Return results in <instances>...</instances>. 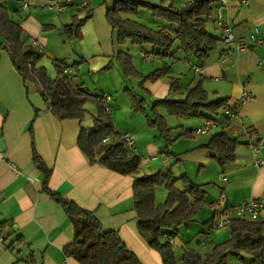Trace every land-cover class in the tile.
Wrapping results in <instances>:
<instances>
[{
    "label": "crops",
    "instance_id": "0c3cea01",
    "mask_svg": "<svg viewBox=\"0 0 264 264\" xmlns=\"http://www.w3.org/2000/svg\"><path fill=\"white\" fill-rule=\"evenodd\" d=\"M53 1L5 0L4 4L12 20L22 26L25 42L44 52L38 66L46 68L49 77L56 78L53 60H59L68 66V73L75 74L76 83L83 89L97 95L112 96L109 105L113 123L120 135L129 133L134 136L135 154L141 158L140 172L136 175L122 174L93 163L79 147L78 140L82 128L87 132L92 130L97 106L87 104L88 111L82 121L59 119L52 113L38 85L30 81L25 84L9 54L1 50L0 233L4 241L0 246V264H80L65 253V247L76 235V228L65 208L44 190L46 170L50 172L47 181L50 189L94 212L105 229L120 234L143 264L164 263L160 252L151 247L139 232L133 188L135 178L169 169L174 178L187 175L206 191L205 205L193 223L180 228L174 237L173 249L180 264L186 249H196L202 254L210 252L213 243L230 238V229L228 226L214 228L207 235L202 233V224L211 218L218 221L221 211L264 197V44L250 46L223 60L221 55L226 44L220 40L209 58L200 62L187 56L178 48L176 41L173 56L147 59L144 52L157 51L152 46H137L131 41L125 44L117 42L107 19L106 0H86L93 8V14L83 23L79 39H69L63 26L71 23L73 16L82 9L84 0H62L67 8L61 10L57 5H46ZM185 1L177 2L185 5ZM25 3L29 4L26 8ZM214 5V13L207 23L211 34L221 38L223 23L227 22L240 38L248 40L258 29L264 39V0H249L246 6L233 0L223 9L221 21L217 1ZM153 22V28L168 26L160 18ZM3 42L4 37L0 33V46ZM119 51H129L136 69L143 74L160 69L164 62L171 66V70L142 86L139 82V86L137 82L131 85L129 80L133 78L124 76L116 57ZM188 62L200 66L201 71L195 72ZM76 63H79L77 68L74 67ZM109 63L111 69H104ZM173 78L180 79L181 91L171 94L172 99H183L190 88L202 81L209 102L227 98L229 106L237 108L238 115L227 125L231 136L239 140L232 163L220 166L213 153L203 147L209 141L210 133L199 135L195 129L204 123L206 117H177L176 120L171 114L165 115L159 110L167 121L176 124H169L174 128V141L168 151L158 131L148 125L146 117L134 112L126 89L136 92L150 105L169 95ZM245 93L251 97L244 102L242 97ZM223 129L220 127L213 131L216 133ZM190 130L192 132L188 136H180ZM259 143L256 153L253 147ZM168 152L174 155H167ZM158 156L163 157V162L155 165L153 161H157ZM36 158L45 164L46 170L38 166ZM11 164H16L17 169ZM157 167L159 169L150 171ZM221 175L227 177V181L224 182ZM177 184L181 186L179 182ZM163 193V190L156 191L157 204L162 203ZM223 195L226 202L217 211L214 202ZM260 220L264 222V209ZM190 226L196 227L197 233L191 235L188 230L181 236L182 228ZM197 234L200 238H196ZM194 242L198 247L193 246ZM210 244L209 251H200V246ZM228 261L241 264L232 255Z\"/></svg>",
    "mask_w": 264,
    "mask_h": 264
},
{
    "label": "trees",
    "instance_id": "16d2710c",
    "mask_svg": "<svg viewBox=\"0 0 264 264\" xmlns=\"http://www.w3.org/2000/svg\"><path fill=\"white\" fill-rule=\"evenodd\" d=\"M4 1L0 0V33L4 37L0 51L5 50L9 54L24 83H36L52 113L62 120L82 121L88 111L87 104H95L98 111L94 117V126L90 132L82 128L78 140L79 147L93 163H100L122 174H138L141 158L121 140L111 114L106 112L102 102L104 94L97 95L83 89L76 83L75 74L64 72L68 66L59 60H53L56 78L49 77L46 68L38 66L45 55L44 52L25 42L22 26L12 20ZM177 1L113 0L112 4L107 5L106 15L114 29L117 42L125 44L131 41L137 46L150 45L157 50L154 51L155 54L165 57L173 56L177 41L178 48L187 56L205 62L221 40L207 28V23L214 13L216 0H195L185 5L178 4ZM143 9L150 11L153 17L165 21L168 26L153 28L138 21L137 18ZM92 14L93 8L88 3L73 16L71 23L63 26V31L69 39L81 38V27ZM116 57L125 77L138 79L141 86L171 70V66L164 62L160 69L146 75L136 69L129 51H119ZM78 65L79 63H76L74 67L77 68ZM109 68L111 63L104 67ZM126 91L132 100L134 112L146 117L148 125L158 131L168 151L174 141V128L160 114V108L177 117L216 118L229 106L227 98L209 102L202 81L190 88L183 99H172L171 94L181 91L180 79L173 78L169 95L156 100L152 105H148L146 99L136 92L129 89ZM227 127L211 135L209 141L203 145L213 153V157L222 167L235 160L236 147L239 144L238 138L232 137ZM191 132L184 131L180 136H188ZM107 136L113 137L114 141L104 144L103 139ZM167 155L174 154L168 152ZM36 161L40 168L47 169L40 159L36 158ZM49 175V170H46L44 190L65 208L76 228L74 239L64 249L67 256L73 257L80 264H143L120 234L115 230L105 229L94 212L81 208L74 201L50 189L47 185ZM159 186H165L168 191L165 202L161 204L156 203V190ZM133 188L140 234L151 247L160 252L164 264H180L169 239L163 236L174 238L182 226L195 221L196 214L205 205L206 191L187 175L174 178L171 169L136 177ZM214 224L215 218L204 222L202 233L209 235L214 229ZM228 227L231 233L229 239L213 243L212 250L206 254L196 249L184 250L182 264H230V255L235 256L241 264H264V222L234 216L230 219Z\"/></svg>",
    "mask_w": 264,
    "mask_h": 264
},
{
    "label": "built area",
    "instance_id": "2783aa9c",
    "mask_svg": "<svg viewBox=\"0 0 264 264\" xmlns=\"http://www.w3.org/2000/svg\"><path fill=\"white\" fill-rule=\"evenodd\" d=\"M195 0H186L185 4H191ZM218 3L217 6V13L218 18L221 21L223 19V9L233 0H216ZM238 3L241 6H246L249 4V0H237ZM49 7H52L53 5H57L59 9H65L67 6L63 4L62 0H54L52 3L46 4ZM88 2L84 0L82 2V7L87 6ZM29 4L25 3L24 7H28ZM42 6H38V8H41ZM221 40L226 44V47L222 51V59L226 60L230 55L237 52L245 51L250 46H258L264 44V39L260 36L259 30L256 29L253 34H251L248 38V40L244 38L238 37L235 32L234 28L230 23L224 22L223 23V29H222V35ZM144 57L147 59H156L159 56L155 53H143ZM192 69L195 72H200L201 67L188 62ZM64 72H69L68 68L64 69ZM250 95L248 93H245L242 97V101H247L250 99ZM112 96L110 94H104L103 96V104L105 105L106 112H111V106L109 105V102L111 101ZM238 115V110L236 107L228 106L225 109H223V113L220 118H206L204 123L197 127L195 129V132L199 135H206L209 134L211 131H213L216 128L225 127L229 124V122ZM121 140L125 142V144L131 149V151L135 152V139L132 134L125 133L121 135ZM114 141L113 137L107 136L103 139L104 144H109ZM261 143V142H260ZM260 143L255 145L253 147L254 151L257 153L258 149L260 147ZM11 166L14 169H17L16 164H11ZM221 179L225 182L227 181V177L221 175ZM226 202V198L223 195L218 201L214 202V207L217 211L220 210V206ZM264 209V197L258 198V199H251L249 201H245L241 203L238 206H235L231 210H225L221 211L219 213L220 218L218 221L215 222L214 228H221L229 226V221L234 216H240L249 218L251 220H260L261 211ZM166 239H169L170 243L172 244V247L174 245V238H169L167 235L163 236ZM4 241V236L0 233V246L2 242Z\"/></svg>",
    "mask_w": 264,
    "mask_h": 264
},
{
    "label": "rangeland",
    "instance_id": "374dc122",
    "mask_svg": "<svg viewBox=\"0 0 264 264\" xmlns=\"http://www.w3.org/2000/svg\"><path fill=\"white\" fill-rule=\"evenodd\" d=\"M18 1V0H17ZM107 1V3L108 4H112V2H113V0H106ZM159 2V1H158ZM138 21H140V22H142V23H144V24H146V25H148V26H151V23H154L153 22V20L154 19H158V18H155V17H153L152 16V14H151V12L150 11H148V10H145V9H143L142 11H141V14H140V16H138ZM164 23H166L165 21H163ZM167 24V23H166ZM152 27V26H151ZM178 43V42H177ZM179 44V43H178ZM130 46H132V44H129ZM134 48H137V49H135V51H137V52H139V49H138V47H136V46H134ZM136 58H137V56H135ZM111 69V68H110ZM125 76V75H124ZM95 77L96 78H98V77H100L99 75H95ZM130 81V83H131V85H132V82H137V85L139 86V81H137L135 78H133V79H130L129 80ZM131 85H129L130 87H132ZM117 94H115V96H116ZM154 102H151V104L150 105H152ZM95 105V104H94ZM111 105H113L112 103H111ZM113 107V106H112ZM159 110H161V113H163V114H165V115H167V114H169V112L166 110V109H164V108H160ZM143 115V114H142ZM176 120H178V118H177V116H175V115H172ZM190 118H192V117H190ZM169 121V124L171 125V126H174V125H176V124H174L173 123V121H170V120H168ZM179 121H181L180 119H179ZM187 122V121H186ZM190 122H192V121H190ZM215 133V131H212V132H210V136L211 135H213ZM147 160V159H146ZM147 161H149V162H151V160L150 159H148ZM153 162H155L154 164L155 165H158L159 163H162L163 162V157H161V156H158V160L156 161H153ZM159 167V166H158ZM154 168V170H150V171H155V169H159V168ZM158 171V170H157ZM160 190H163V196H162V203L163 202H165V200H166V197H167V188L165 187V186H159V187H157V190L156 191H160ZM191 231V235H194V234H196L197 233V229H196V227H194V226H190L189 228H187V227H183L182 228V233H181V236L182 235H184L185 233H186V231ZM194 238V237H193ZM196 238H200V236H199V234H197L196 235ZM193 246L194 247H198V245H197V243L196 242H194V244H193ZM200 251H202V252H205V251H209L210 249H211V244L210 245H208V246H200Z\"/></svg>",
    "mask_w": 264,
    "mask_h": 264
}]
</instances>
